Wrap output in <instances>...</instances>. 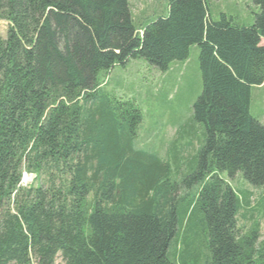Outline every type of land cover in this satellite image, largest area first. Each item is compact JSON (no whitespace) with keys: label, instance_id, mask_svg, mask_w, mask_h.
I'll list each match as a JSON object with an SVG mask.
<instances>
[{"label":"trees","instance_id":"16d2710c","mask_svg":"<svg viewBox=\"0 0 264 264\" xmlns=\"http://www.w3.org/2000/svg\"><path fill=\"white\" fill-rule=\"evenodd\" d=\"M210 1L169 0L136 23L130 0H0V264H175L180 211L199 217L206 264H254L257 228L238 235L242 206L223 176L264 186V126L249 112L264 84V0L248 26L214 20ZM192 47L204 141L182 206L177 150L172 167L136 149L141 110L104 88L129 60L165 74Z\"/></svg>","mask_w":264,"mask_h":264},{"label":"rangeland","instance_id":"374dc122","mask_svg":"<svg viewBox=\"0 0 264 264\" xmlns=\"http://www.w3.org/2000/svg\"><path fill=\"white\" fill-rule=\"evenodd\" d=\"M168 1L130 0L133 19L136 23H142L165 16ZM209 11L214 20L224 14L239 25L248 26L253 24L259 9L252 0H211ZM7 27L6 22H0V37L3 39ZM197 58L198 48L192 47L187 61L172 63L165 74L149 67L143 60H129L110 71L104 88L115 98L133 100L141 110L142 123L133 141L136 149L161 157L167 155L172 167L177 150V187L185 191L186 198L182 206L190 203L196 189V184L188 187L182 181L195 171L196 157L204 141L203 127L191 119L192 105L201 91ZM249 112L264 126L263 86L251 88ZM27 177L29 181L22 184L23 187L34 182V176ZM223 178L228 180L242 206L237 215L238 235L247 236L257 228L255 249L258 252L253 263L264 264V186L251 187L241 174L230 179L226 176ZM247 201V205H244ZM178 217L177 235L168 250L169 259L175 264H206V238L198 215L193 211L183 216L180 211ZM55 264L64 263L58 256Z\"/></svg>","mask_w":264,"mask_h":264},{"label":"bare ground","instance_id":"6f19581e","mask_svg":"<svg viewBox=\"0 0 264 264\" xmlns=\"http://www.w3.org/2000/svg\"><path fill=\"white\" fill-rule=\"evenodd\" d=\"M28 181H29V178L27 177L26 174H24L21 183H22V184H25V183H27Z\"/></svg>","mask_w":264,"mask_h":264},{"label":"crops","instance_id":"0c3cea01","mask_svg":"<svg viewBox=\"0 0 264 264\" xmlns=\"http://www.w3.org/2000/svg\"><path fill=\"white\" fill-rule=\"evenodd\" d=\"M260 44L264 45V40H261ZM262 86L264 87V84ZM262 86H260V87H262Z\"/></svg>","mask_w":264,"mask_h":264}]
</instances>
